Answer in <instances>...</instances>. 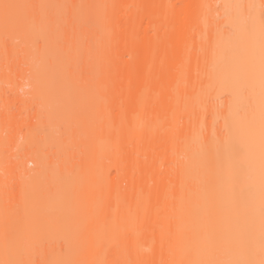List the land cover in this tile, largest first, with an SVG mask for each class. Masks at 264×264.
<instances>
[{
	"label": "bare ground",
	"instance_id": "1",
	"mask_svg": "<svg viewBox=\"0 0 264 264\" xmlns=\"http://www.w3.org/2000/svg\"><path fill=\"white\" fill-rule=\"evenodd\" d=\"M21 9L0 22L2 191L59 176L46 206L0 209V264H264V0ZM33 105L63 112L48 162L19 139Z\"/></svg>",
	"mask_w": 264,
	"mask_h": 264
},
{
	"label": "rangeland",
	"instance_id": "2",
	"mask_svg": "<svg viewBox=\"0 0 264 264\" xmlns=\"http://www.w3.org/2000/svg\"><path fill=\"white\" fill-rule=\"evenodd\" d=\"M24 1L25 0H0V22L10 23L12 21V17L9 14L10 11L7 9L12 7V5H19L20 10H22L21 5L23 6ZM5 5H7L8 7H5ZM20 44L24 45L26 43L23 42ZM26 45H27L26 50L28 52V58H29V68H30L31 73L35 74V69L37 68V66H39L40 63H41V66L42 65L44 66L47 60L45 61V59H43L42 56L44 52L43 51L40 52L38 38L36 37V35H34L33 32H32V35H30L29 40ZM23 88L25 90H30L31 93L29 95L32 96L33 98L35 97V90H31V88L26 85H24ZM1 98L2 96H0V100ZM32 109L31 111L33 112H30L31 117H33L37 113V112H34L36 109L35 105L32 106ZM61 114H63V112H42V115H41L42 123L38 122V117H33L30 121L29 128L24 129L22 134L19 135V139L24 142V145H26L27 147L29 146V148H30V145H29L30 143L37 141L39 149H40L39 151L45 157L47 162L49 161V157L52 156V150H53V146L52 144H50L52 138L49 139V137H51V134H52L50 133V131L51 129H52L51 132L55 130L56 127L53 128L54 124H56L55 126L58 125L59 127L60 125L61 126L63 125V123L61 124L58 121V120H62V119H59V118H62ZM58 126H57V129H59ZM49 133H50V136H49ZM5 137L6 136H5L4 126L0 121V153H2V150L5 148L8 142L6 141ZM21 151L26 152L27 150L23 148ZM22 154L20 153L19 156H20V159L22 158L23 160L24 157H21ZM45 166H46L45 169H43L41 174H39L38 179H36L35 184L33 183L32 185H28L26 187V191L24 193L19 194L16 200L8 201L6 198V195L2 191L5 185L6 176H5L4 160H3L2 155L0 154V209H4L8 206H13L16 208L22 207V209H24L23 207L27 209H32V208L40 207V205L42 206V203H43L42 198L45 196L46 192H49L50 185H51L50 183L53 177L57 178L59 176V171L56 168V165L47 164ZM28 167L32 168L33 165L28 164ZM30 171L33 172V170H30ZM34 221H29V222L30 224H33L32 222ZM89 228H90V225L88 226L87 229Z\"/></svg>",
	"mask_w": 264,
	"mask_h": 264
},
{
	"label": "snow or ice",
	"instance_id": "3",
	"mask_svg": "<svg viewBox=\"0 0 264 264\" xmlns=\"http://www.w3.org/2000/svg\"><path fill=\"white\" fill-rule=\"evenodd\" d=\"M5 7H8L7 5H5Z\"/></svg>",
	"mask_w": 264,
	"mask_h": 264
}]
</instances>
